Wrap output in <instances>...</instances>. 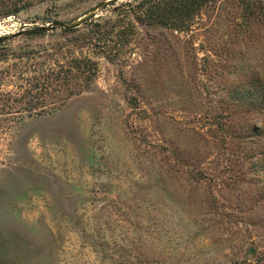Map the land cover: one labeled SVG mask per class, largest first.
I'll return each mask as SVG.
<instances>
[{
	"label": "rangeland",
	"instance_id": "374dc122",
	"mask_svg": "<svg viewBox=\"0 0 264 264\" xmlns=\"http://www.w3.org/2000/svg\"><path fill=\"white\" fill-rule=\"evenodd\" d=\"M15 1L0 0V68L33 61L11 52L80 45L83 23L24 31L103 0H20L2 13ZM128 1L89 20L107 26ZM131 23L111 50L90 52L87 89L3 123L0 264H264L253 165L264 164V0H217L183 30Z\"/></svg>",
	"mask_w": 264,
	"mask_h": 264
},
{
	"label": "trees",
	"instance_id": "16d2710c",
	"mask_svg": "<svg viewBox=\"0 0 264 264\" xmlns=\"http://www.w3.org/2000/svg\"><path fill=\"white\" fill-rule=\"evenodd\" d=\"M114 1L112 0V2ZM215 1L217 0H133L123 2L113 8L120 19L118 18L117 21L107 26L101 28L98 21L91 22L89 19L92 16L82 22L83 27L87 30L86 33H89L90 36L79 35L77 39L80 45L72 44L73 47L59 45L47 52L45 57L41 52L35 50L17 54L11 52L10 55L14 59L33 61L28 66L14 63L0 68V133L9 128V126H3V123L19 122L24 116L49 113L67 98L87 89L97 69V62L91 57L90 52L104 54L109 51L107 49L111 50L115 47L113 32L116 35H123L128 31L133 33L135 26L131 23V19L134 20V25L183 30L191 25L193 17L203 6ZM19 2L20 0H16L13 2L15 5L13 8H8L2 13L5 15L16 13L19 11L20 6H17ZM126 19L127 22L124 26L121 23ZM76 29L77 27L62 28L60 33L64 36ZM45 30L36 26L24 33L27 36H37L43 34ZM4 44L5 42L0 43V60L8 56V53L3 52ZM51 55L58 58H51ZM36 57H42V59ZM238 92L241 91L238 90ZM241 95L247 99L245 94ZM256 129L260 130V128ZM255 135H260V132ZM250 136L252 134L248 137ZM253 165L256 171L264 172L262 161L258 163L255 160Z\"/></svg>",
	"mask_w": 264,
	"mask_h": 264
},
{
	"label": "water",
	"instance_id": "95a60500",
	"mask_svg": "<svg viewBox=\"0 0 264 264\" xmlns=\"http://www.w3.org/2000/svg\"><path fill=\"white\" fill-rule=\"evenodd\" d=\"M110 1L112 0H103L96 4L94 7H92L88 12H86L84 15L70 21H54L51 23H48L46 25H38L39 28L46 29V30H59L62 28H68V27H75L80 25L84 20L87 18L91 17L95 11L99 8H101L104 5H107ZM10 37L8 35L0 36V43L5 42L9 39Z\"/></svg>",
	"mask_w": 264,
	"mask_h": 264
}]
</instances>
